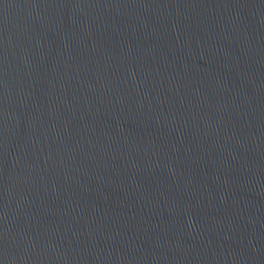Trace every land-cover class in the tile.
<instances>
[{"label": "water", "instance_id": "95a60500", "mask_svg": "<svg viewBox=\"0 0 264 264\" xmlns=\"http://www.w3.org/2000/svg\"><path fill=\"white\" fill-rule=\"evenodd\" d=\"M0 264H264V0H0Z\"/></svg>", "mask_w": 264, "mask_h": 264}]
</instances>
